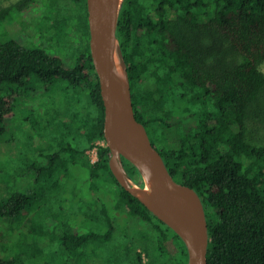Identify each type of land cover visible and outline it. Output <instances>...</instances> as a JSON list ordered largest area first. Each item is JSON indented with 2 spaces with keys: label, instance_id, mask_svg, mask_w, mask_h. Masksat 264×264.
<instances>
[{
  "label": "trees",
  "instance_id": "trees-1",
  "mask_svg": "<svg viewBox=\"0 0 264 264\" xmlns=\"http://www.w3.org/2000/svg\"><path fill=\"white\" fill-rule=\"evenodd\" d=\"M29 1L5 6L0 20ZM42 1L49 11L50 35L70 50L63 58L25 46L20 37L0 41V144L18 95L33 83L58 88L62 105L40 111L39 120H28L39 134L58 136L50 147L59 149L45 162L32 164L37 192L61 150H70V161L81 163L91 187L97 177L111 180L118 188L115 209L150 224L148 239L158 253L152 259L141 248L144 264H187L182 239L117 182L107 144L97 145L95 160L86 154L97 141L105 142L86 0ZM116 37L135 117L170 173L201 196L209 233L206 264H264V140L254 141L252 134L264 131V0H122ZM69 135L71 142L66 141ZM123 161L130 178L142 187L137 168ZM67 171L64 165L63 174ZM32 196L13 191L0 198V217L21 215ZM87 215L96 220L101 216L106 230L81 233L65 228L55 235L31 220L23 225L39 237L51 233L49 237L74 255L89 240H108L114 231V217L104 203ZM169 238L178 241L177 258L162 263L159 254ZM0 264L20 263L18 257H0ZM130 264H143L139 251Z\"/></svg>",
  "mask_w": 264,
  "mask_h": 264
},
{
  "label": "rangeland",
  "instance_id": "rangeland-1",
  "mask_svg": "<svg viewBox=\"0 0 264 264\" xmlns=\"http://www.w3.org/2000/svg\"><path fill=\"white\" fill-rule=\"evenodd\" d=\"M16 1L0 0V11ZM21 6L20 9L11 10L0 20V41L20 37L25 46L42 47L49 54L65 58L70 47L50 35L52 31L49 29L47 4L42 0H30ZM261 69L264 71V63ZM2 93L0 88V94ZM62 94L56 87L45 89L44 86L33 83L27 92L18 95L14 116L6 124L3 142L0 144V198L13 191L30 192L33 196L21 215L0 217V257H18L20 264H130L135 251H139L144 264L147 259L142 249L152 259L158 253L148 239L151 237L150 224L148 226L146 221L128 217L125 212L115 209L114 198L118 188L111 180L103 176L97 177L91 187L88 173L81 167V163L70 161V150H61L54 170L46 174L44 185L38 186V192L37 186L33 184L32 164L45 162L59 146L56 149L50 147V144H55L51 141L58 139L56 134L55 136L47 131L39 134L28 120L30 117L39 120L40 111L52 112L62 105ZM252 134L254 141L264 140L263 130ZM43 135L46 137H42ZM72 136H67L66 141L71 142ZM86 154L91 156L89 152ZM62 159L65 164L59 161ZM64 165L68 170L67 175L63 174ZM102 203L114 217L115 227L111 238L89 240L74 255L61 245V241L49 237L51 233L39 237L37 233H27L23 225L29 224L25 221L31 220L49 228L50 232L55 231V235L65 228L81 233L92 229L104 232L107 227L102 222V217L96 220L98 218L87 215L95 213ZM176 244V239L173 241L169 238L165 241L166 249L159 254L160 262L166 263L177 258Z\"/></svg>",
  "mask_w": 264,
  "mask_h": 264
},
{
  "label": "water",
  "instance_id": "water-1",
  "mask_svg": "<svg viewBox=\"0 0 264 264\" xmlns=\"http://www.w3.org/2000/svg\"><path fill=\"white\" fill-rule=\"evenodd\" d=\"M121 3L122 0H86L89 49L104 106L103 136L110 151L109 168L125 190L182 239L187 264H206L209 233L201 196L174 178L146 127L134 114L129 79L116 37ZM123 158L137 168L143 178L142 187L128 175Z\"/></svg>",
  "mask_w": 264,
  "mask_h": 264
},
{
  "label": "built area",
  "instance_id": "built-area-1",
  "mask_svg": "<svg viewBox=\"0 0 264 264\" xmlns=\"http://www.w3.org/2000/svg\"><path fill=\"white\" fill-rule=\"evenodd\" d=\"M100 141H97L94 146H92L91 148L87 150V152L91 153V156L89 155V157L92 160H95L97 158V145H103L104 141L103 140H100Z\"/></svg>",
  "mask_w": 264,
  "mask_h": 264
},
{
  "label": "bare ground",
  "instance_id": "bare-ground-1",
  "mask_svg": "<svg viewBox=\"0 0 264 264\" xmlns=\"http://www.w3.org/2000/svg\"><path fill=\"white\" fill-rule=\"evenodd\" d=\"M116 64H117V66H118V68H119V63H118L117 58H116ZM144 189H145V191H148V190H149L148 186H146Z\"/></svg>",
  "mask_w": 264,
  "mask_h": 264
},
{
  "label": "flooded vegetation",
  "instance_id": "flooded-vegetation-1",
  "mask_svg": "<svg viewBox=\"0 0 264 264\" xmlns=\"http://www.w3.org/2000/svg\"><path fill=\"white\" fill-rule=\"evenodd\" d=\"M175 178V177H174Z\"/></svg>",
  "mask_w": 264,
  "mask_h": 264
}]
</instances>
